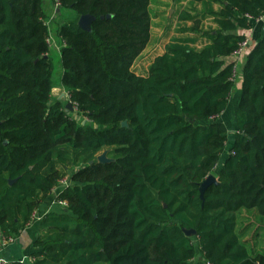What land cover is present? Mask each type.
Instances as JSON below:
<instances>
[{
	"label": "trees",
	"instance_id": "obj_1",
	"mask_svg": "<svg viewBox=\"0 0 264 264\" xmlns=\"http://www.w3.org/2000/svg\"><path fill=\"white\" fill-rule=\"evenodd\" d=\"M54 2L74 12L55 28L43 0H0V233L17 238L58 188L67 203L41 219L32 264H196L200 251L264 264V35L248 37L264 0H188L179 21L207 42L172 38L144 75L151 0ZM52 33L70 113L53 96ZM247 39L232 132L221 115Z\"/></svg>",
	"mask_w": 264,
	"mask_h": 264
},
{
	"label": "crops",
	"instance_id": "obj_2",
	"mask_svg": "<svg viewBox=\"0 0 264 264\" xmlns=\"http://www.w3.org/2000/svg\"><path fill=\"white\" fill-rule=\"evenodd\" d=\"M182 8H184V7H182ZM180 11H181V9H180ZM177 20L179 23H181V24L183 23V25H181V26L185 25V26L189 27L191 25L190 21L186 22V23L179 21V14H178ZM210 25L213 26V22L210 18H208L205 21V27L207 28ZM152 28H153V26H152ZM180 32H181L180 35H174L172 38H174V37H188V36L196 37L197 38V46H201L203 43L207 42L206 36L198 35L195 32L191 31L189 28L183 29V27H182V29H180ZM263 35H264V13H263L262 17H260L254 21L253 27L248 31V37L250 39L251 46H253ZM151 37H152V34H151ZM166 45L164 47V50L166 48ZM146 49L142 52V54L140 55V57L136 60V62L134 64V69L136 72H137V70L139 71V68L141 69V71H146V72H142V75H144L148 72V68L150 65L149 64V65L144 66V62H143V56L144 55L143 54L146 51ZM164 50H163V52H164ZM248 53L249 52H246L245 54H243L241 56L235 55V60L237 61V66H238L236 88H235L233 95L230 99L228 107L226 108V110L221 115V119L227 124V126L229 127V129L232 132H234L237 129L235 111H236V108L238 106L239 98H240V94H241V85H242V81H243L242 67L246 61V57H247ZM159 54H161V53H159ZM159 54H157V55H159ZM154 58H153V60H154ZM139 74H141V73H139ZM63 91L66 92V90L62 87V85L61 86L55 85L54 89H53V96L58 97V98H60V97L62 98ZM60 192H61V189L59 190L57 188L51 194H49L47 199L35 211V218H33V221H31V223H29L27 226H25L24 229L22 230L21 234H19L17 236L15 241L10 243L5 248V250L3 251V258H5L8 262L9 261H20V262H24L25 264H32V262H33V251L36 248L34 246V242L39 237V235L41 233V230H40L41 229V219L43 218L44 215H46L50 211H61V210H63L64 206L57 199V196L59 195Z\"/></svg>",
	"mask_w": 264,
	"mask_h": 264
},
{
	"label": "rangeland",
	"instance_id": "obj_3",
	"mask_svg": "<svg viewBox=\"0 0 264 264\" xmlns=\"http://www.w3.org/2000/svg\"><path fill=\"white\" fill-rule=\"evenodd\" d=\"M43 4L53 28L57 26L60 20L74 15L72 10L65 9L60 16L56 17L58 12H55L57 7L54 0H43ZM182 7H190L188 0H151L150 12L153 19V28L151 41L143 54L144 66L149 65L157 54L163 52L165 45L174 35L181 34L180 29H182L183 26L181 25L183 23H179L177 18ZM55 39L61 45L60 39H57L56 36ZM52 58L54 64L53 83L61 86L63 65L60 52L56 48L52 52ZM142 72L146 71H141L140 68L139 71L137 70L138 74H142Z\"/></svg>",
	"mask_w": 264,
	"mask_h": 264
},
{
	"label": "water",
	"instance_id": "obj_4",
	"mask_svg": "<svg viewBox=\"0 0 264 264\" xmlns=\"http://www.w3.org/2000/svg\"><path fill=\"white\" fill-rule=\"evenodd\" d=\"M108 17L111 16V14H108L107 15ZM101 18H105L104 15L101 16ZM96 19V17L92 14H82L80 17H79V20H78V24L80 27L84 28V29H88L90 30L92 28V23L93 21ZM61 98V97H60ZM62 98L66 99L67 100V96H66V92L63 91L62 93ZM74 110V105L71 101L67 100V103H66V111L67 112H72ZM123 125L125 126H128V122L126 120L123 121L122 123ZM0 126H1V121H0ZM0 133H1V128H0ZM108 151L107 150H104L102 153H100L98 155V161H102V162H107V161H110L112 160V158L108 157L107 155ZM91 163L94 162V160H91L90 161ZM14 180L11 179V183H13ZM213 182H217V176L213 173L209 174L208 177L201 183V196L203 197L204 196V191L206 189V187L208 185H210L211 183ZM185 232L188 234V235H195L196 234V230L193 229V228H184Z\"/></svg>",
	"mask_w": 264,
	"mask_h": 264
},
{
	"label": "built area",
	"instance_id": "obj_5",
	"mask_svg": "<svg viewBox=\"0 0 264 264\" xmlns=\"http://www.w3.org/2000/svg\"><path fill=\"white\" fill-rule=\"evenodd\" d=\"M56 7L58 9L59 7V3L56 2ZM57 9L55 12H57ZM55 17V14L53 15ZM47 24L50 25L51 22L50 20H46ZM49 42H51V44H53L57 50L60 49V45L58 44V42L56 41L54 34L52 33L50 35V37L48 38ZM249 45V39L245 40L244 42H242L241 47L237 50L236 55L241 56L243 54H245L247 48ZM66 96L68 97V94L66 93ZM75 110L78 109V107H74ZM70 179L68 177H64L63 179H61V183L63 185H68L69 184ZM62 204H66V201H60ZM33 218H35V214L33 215ZM16 239V237L14 235H5L3 232L0 233V264H4V263H8V261L3 258V251L5 250V248L12 242H14ZM193 262L196 264H213L210 260H207L203 253L200 251L193 259Z\"/></svg>",
	"mask_w": 264,
	"mask_h": 264
}]
</instances>
